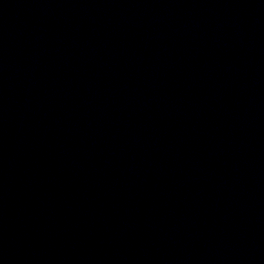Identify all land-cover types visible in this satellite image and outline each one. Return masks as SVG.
<instances>
[{
  "label": "water",
  "instance_id": "obj_1",
  "mask_svg": "<svg viewBox=\"0 0 264 264\" xmlns=\"http://www.w3.org/2000/svg\"><path fill=\"white\" fill-rule=\"evenodd\" d=\"M264 213V0H0V264H217Z\"/></svg>",
  "mask_w": 264,
  "mask_h": 264
}]
</instances>
